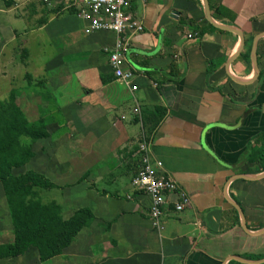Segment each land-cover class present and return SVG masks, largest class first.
Segmentation results:
<instances>
[{
	"label": "crops",
	"instance_id": "crops-1",
	"mask_svg": "<svg viewBox=\"0 0 264 264\" xmlns=\"http://www.w3.org/2000/svg\"><path fill=\"white\" fill-rule=\"evenodd\" d=\"M12 1L0 0V101L13 93L29 121H44L49 135L28 160L64 194L49 201L64 218L82 207L94 216L42 264H264V167L254 156L264 0H206L211 21L203 0H129L126 13L143 26L124 53L133 93L108 63L114 32L87 34L74 8ZM142 131L190 198L182 212L166 207L161 231L146 214L149 196L130 186Z\"/></svg>",
	"mask_w": 264,
	"mask_h": 264
},
{
	"label": "trees",
	"instance_id": "trees-1",
	"mask_svg": "<svg viewBox=\"0 0 264 264\" xmlns=\"http://www.w3.org/2000/svg\"><path fill=\"white\" fill-rule=\"evenodd\" d=\"M12 4V0H4L6 7ZM249 53L250 44L244 47L240 56L249 61ZM48 135L43 119L29 121L16 104L13 93L0 101V185L12 227V240L5 246L3 254L7 257L22 256L30 248L39 250L40 262L61 255L94 218L86 207L78 208L64 218L56 201L43 202L39 198L40 189L55 187L45 175L34 170L18 174L12 171L31 159L33 144ZM254 156L264 167V135L263 145Z\"/></svg>",
	"mask_w": 264,
	"mask_h": 264
},
{
	"label": "built area",
	"instance_id": "built-area-1",
	"mask_svg": "<svg viewBox=\"0 0 264 264\" xmlns=\"http://www.w3.org/2000/svg\"><path fill=\"white\" fill-rule=\"evenodd\" d=\"M128 2L129 0H41L43 5L51 7L74 8L86 23L84 31L87 34L112 31L118 36L109 52L108 63L113 77L133 93L138 89L135 83L136 75L125 67L124 53L129 47L131 37L142 31L143 26L126 13ZM188 37H192V34ZM132 111L141 124L140 107L135 105ZM150 145L149 136L142 131L137 148L140 166L131 178L130 186L134 191L149 196L151 202L146 214L152 227L161 231L164 229L163 217L166 207L172 204L175 211L182 212L190 204V198L163 170L161 162L152 156ZM169 194L175 196L172 203Z\"/></svg>",
	"mask_w": 264,
	"mask_h": 264
},
{
	"label": "rangeland",
	"instance_id": "rangeland-1",
	"mask_svg": "<svg viewBox=\"0 0 264 264\" xmlns=\"http://www.w3.org/2000/svg\"><path fill=\"white\" fill-rule=\"evenodd\" d=\"M38 142V141H37ZM35 144H33L34 146ZM34 148H36L34 146ZM39 161L26 160L23 164H20L12 169L15 174L22 173L27 170L39 169L40 167ZM52 189H40L38 191L39 198L43 202H48L52 198L64 197V194L60 192V194L56 193ZM64 215V212H63ZM12 240V227L10 222V217L8 214V210L6 207L5 198L3 195V191L0 185V264H42L39 260V250L31 249L27 251L21 257H7L3 255L5 253V246Z\"/></svg>",
	"mask_w": 264,
	"mask_h": 264
},
{
	"label": "water",
	"instance_id": "water-1",
	"mask_svg": "<svg viewBox=\"0 0 264 264\" xmlns=\"http://www.w3.org/2000/svg\"><path fill=\"white\" fill-rule=\"evenodd\" d=\"M203 1H204L205 14H206L208 20L211 21L210 11H209V8H208V4H207L206 0H203ZM255 44L256 43L254 42L253 47H252V62L254 64V67L256 65V60H255ZM235 207H236L237 210H239V208L236 205H235Z\"/></svg>",
	"mask_w": 264,
	"mask_h": 264
}]
</instances>
